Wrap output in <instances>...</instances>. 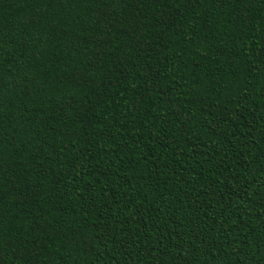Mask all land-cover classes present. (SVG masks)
Listing matches in <instances>:
<instances>
[{"label":"trees","instance_id":"trees-1","mask_svg":"<svg viewBox=\"0 0 264 264\" xmlns=\"http://www.w3.org/2000/svg\"><path fill=\"white\" fill-rule=\"evenodd\" d=\"M0 264H264V0H0Z\"/></svg>","mask_w":264,"mask_h":264}]
</instances>
